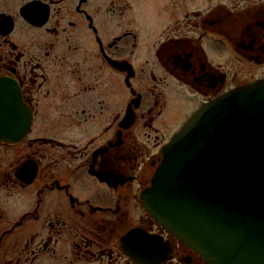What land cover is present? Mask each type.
Segmentation results:
<instances>
[{
	"label": "flooded vegetation",
	"instance_id": "flooded-vegetation-1",
	"mask_svg": "<svg viewBox=\"0 0 264 264\" xmlns=\"http://www.w3.org/2000/svg\"><path fill=\"white\" fill-rule=\"evenodd\" d=\"M264 80V0H0V264H208L146 209L202 105Z\"/></svg>",
	"mask_w": 264,
	"mask_h": 264
},
{
	"label": "water",
	"instance_id": "water-1",
	"mask_svg": "<svg viewBox=\"0 0 264 264\" xmlns=\"http://www.w3.org/2000/svg\"><path fill=\"white\" fill-rule=\"evenodd\" d=\"M143 198L208 264H264V80L193 114L163 149Z\"/></svg>",
	"mask_w": 264,
	"mask_h": 264
}]
</instances>
